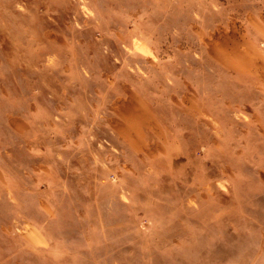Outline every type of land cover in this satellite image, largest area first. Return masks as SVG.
<instances>
[{
    "label": "rangeland",
    "instance_id": "obj_1",
    "mask_svg": "<svg viewBox=\"0 0 264 264\" xmlns=\"http://www.w3.org/2000/svg\"><path fill=\"white\" fill-rule=\"evenodd\" d=\"M0 264H264V0H0Z\"/></svg>",
    "mask_w": 264,
    "mask_h": 264
}]
</instances>
